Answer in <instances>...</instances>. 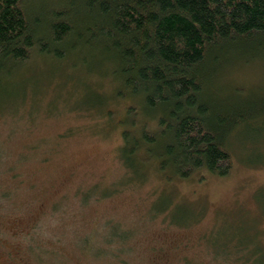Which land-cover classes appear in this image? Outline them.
<instances>
[{"label":"rangeland","instance_id":"1","mask_svg":"<svg viewBox=\"0 0 264 264\" xmlns=\"http://www.w3.org/2000/svg\"><path fill=\"white\" fill-rule=\"evenodd\" d=\"M231 63L216 97L264 100V53ZM2 73L0 264H264L263 115L229 136L228 175L168 181L127 169L112 124L128 100L104 98L113 119L91 109L95 75L40 58Z\"/></svg>","mask_w":264,"mask_h":264},{"label":"trees","instance_id":"2","mask_svg":"<svg viewBox=\"0 0 264 264\" xmlns=\"http://www.w3.org/2000/svg\"><path fill=\"white\" fill-rule=\"evenodd\" d=\"M258 53L264 0H0V77L34 58L87 70L101 81L91 109L113 119L104 98L128 100L112 124L127 169L154 165L168 181L229 174V136L264 116V100H221L214 75Z\"/></svg>","mask_w":264,"mask_h":264}]
</instances>
